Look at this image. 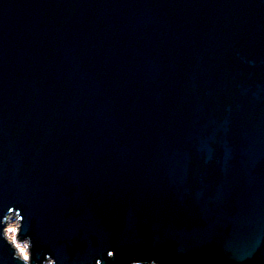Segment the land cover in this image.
<instances>
[{"label": "water", "instance_id": "water-1", "mask_svg": "<svg viewBox=\"0 0 264 264\" xmlns=\"http://www.w3.org/2000/svg\"><path fill=\"white\" fill-rule=\"evenodd\" d=\"M47 263L264 264V0H0V264Z\"/></svg>", "mask_w": 264, "mask_h": 264}, {"label": "rangeland", "instance_id": "rangeland-1", "mask_svg": "<svg viewBox=\"0 0 264 264\" xmlns=\"http://www.w3.org/2000/svg\"><path fill=\"white\" fill-rule=\"evenodd\" d=\"M17 220L14 216L10 215L6 220L5 236L17 251V255L21 258L28 260V247L26 242L17 241Z\"/></svg>", "mask_w": 264, "mask_h": 264}, {"label": "built area", "instance_id": "built-area-1", "mask_svg": "<svg viewBox=\"0 0 264 264\" xmlns=\"http://www.w3.org/2000/svg\"><path fill=\"white\" fill-rule=\"evenodd\" d=\"M47 264H50V263H47Z\"/></svg>", "mask_w": 264, "mask_h": 264}]
</instances>
